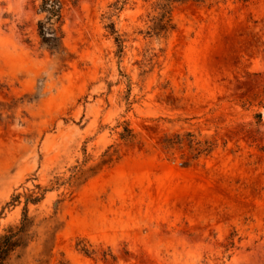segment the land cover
Masks as SVG:
<instances>
[{
	"label": "rangeland",
	"instance_id": "1",
	"mask_svg": "<svg viewBox=\"0 0 264 264\" xmlns=\"http://www.w3.org/2000/svg\"><path fill=\"white\" fill-rule=\"evenodd\" d=\"M116 1L0 0L4 264H264V0Z\"/></svg>",
	"mask_w": 264,
	"mask_h": 264
},
{
	"label": "trees",
	"instance_id": "2",
	"mask_svg": "<svg viewBox=\"0 0 264 264\" xmlns=\"http://www.w3.org/2000/svg\"><path fill=\"white\" fill-rule=\"evenodd\" d=\"M73 3L78 0H70ZM167 1H186V0H167ZM35 12L42 15L37 20L36 28L41 45L53 51H60L62 46V16H63V0H32ZM114 9H119L118 0L112 4ZM162 16L159 20V29L166 31L171 28L169 15V5L163 2L160 5ZM112 28V27H111ZM112 31L113 28L111 29ZM120 47L119 37H115ZM31 198V199H30ZM27 197L25 203L29 200L36 201L35 197ZM30 224V219L27 215V210L24 208L21 221L15 228H9L6 233L0 235V264L9 258V256L19 247H24L27 244V231ZM86 253L88 251L85 250Z\"/></svg>",
	"mask_w": 264,
	"mask_h": 264
}]
</instances>
